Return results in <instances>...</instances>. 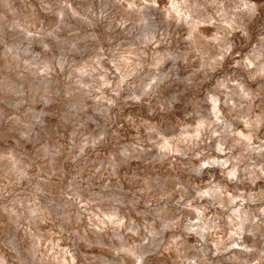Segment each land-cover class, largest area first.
Here are the masks:
<instances>
[{"label":"clouds","instance_id":"9594fccd","mask_svg":"<svg viewBox=\"0 0 264 264\" xmlns=\"http://www.w3.org/2000/svg\"><path fill=\"white\" fill-rule=\"evenodd\" d=\"M0 264H264V0H0Z\"/></svg>","mask_w":264,"mask_h":264}]
</instances>
